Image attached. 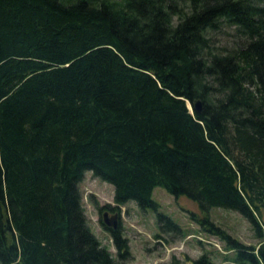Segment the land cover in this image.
Instances as JSON below:
<instances>
[{
  "label": "trees",
  "instance_id": "1",
  "mask_svg": "<svg viewBox=\"0 0 264 264\" xmlns=\"http://www.w3.org/2000/svg\"><path fill=\"white\" fill-rule=\"evenodd\" d=\"M87 172L115 205L157 210L162 187L237 211L256 247L203 221L264 264V0H0V264L129 258L88 224Z\"/></svg>",
  "mask_w": 264,
  "mask_h": 264
},
{
  "label": "rangeland",
  "instance_id": "2",
  "mask_svg": "<svg viewBox=\"0 0 264 264\" xmlns=\"http://www.w3.org/2000/svg\"><path fill=\"white\" fill-rule=\"evenodd\" d=\"M213 36L215 46H232L227 32ZM80 190L89 226L113 255L115 248L109 232L102 227V220L106 211L110 217L117 216V226L126 237L130 252L129 258L120 264H242L236 262L238 250L215 233L212 226L203 221L205 218L247 247H256L259 242L250 223L237 211L214 206L201 212L194 201L185 196L175 197L162 187H155L152 192L157 210H143L133 200L115 205L113 185L90 172L85 173ZM105 204L111 208H105ZM157 211L169 216L178 229L168 227L169 231H161Z\"/></svg>",
  "mask_w": 264,
  "mask_h": 264
},
{
  "label": "water",
  "instance_id": "3",
  "mask_svg": "<svg viewBox=\"0 0 264 264\" xmlns=\"http://www.w3.org/2000/svg\"><path fill=\"white\" fill-rule=\"evenodd\" d=\"M188 104V107L190 108V110L193 111V109L197 112H201L202 110V102L201 100L199 99H195L193 101V106L191 105V103H187ZM116 215H113V216H108V212H104L103 213V224L108 227V228H111V229H116L117 228V221H116Z\"/></svg>",
  "mask_w": 264,
  "mask_h": 264
}]
</instances>
